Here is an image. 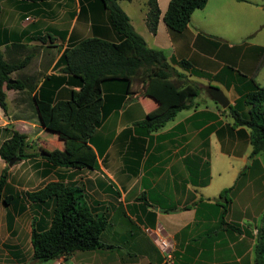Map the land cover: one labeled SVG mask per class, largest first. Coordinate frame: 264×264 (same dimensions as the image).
I'll return each instance as SVG.
<instances>
[{"label": "crops", "instance_id": "obj_1", "mask_svg": "<svg viewBox=\"0 0 264 264\" xmlns=\"http://www.w3.org/2000/svg\"><path fill=\"white\" fill-rule=\"evenodd\" d=\"M117 1L148 46L162 49L178 71L201 86L199 95L191 107L147 132L137 123L160 105L159 96L145 82H133L127 92L123 81H107L102 84L101 122L88 141L97 165H54L42 153L69 147L42 125L35 95L69 98L72 89H79L75 83L47 81L48 76L69 78L62 72L64 51L86 38L118 41L121 35L102 0H2L0 49L7 60L28 59L11 77L36 76L37 81L34 86L29 80L23 89L5 88L7 105L0 106V145L17 129L27 135V151L36 154L13 165L0 156V175L8 169V192L20 195L14 204L0 203V264H6L7 250L18 260L22 250H30L29 257L14 264L32 258L33 217L45 215L43 209L49 214L52 205L40 208L26 192L50 181L81 188L93 213L108 220L104 247L63 255L55 264H163L147 227L172 238L173 264H255L251 230L233 222L232 202L224 214L225 201L217 198L240 181L247 190L256 187L252 182L259 177L264 181L263 155L251 156L250 129L233 126L228 110L211 98L207 87L222 89L234 104L252 87V78L257 82L264 65V0H208L182 31L164 21L170 0H157L156 32L147 23L149 0ZM183 59L190 70L177 64ZM252 193L257 205L245 206L242 222L259 211L261 197ZM8 235H13L11 243Z\"/></svg>", "mask_w": 264, "mask_h": 264}, {"label": "trees", "instance_id": "obj_2", "mask_svg": "<svg viewBox=\"0 0 264 264\" xmlns=\"http://www.w3.org/2000/svg\"><path fill=\"white\" fill-rule=\"evenodd\" d=\"M102 1L107 5L112 25L121 38L118 41H110L90 37L70 46L64 51L62 68V72L69 78L48 76L47 81L58 78L59 84L75 83L79 89H72L69 98L58 100L35 95L42 125L61 135L69 147V150L55 148L46 151L45 157L54 165L92 168L97 165L88 141L101 122L103 83L120 80L126 84L127 92H130L133 82H145L147 90L159 96L160 105L137 123L147 132L161 128L179 111L191 107L201 90L197 82L190 80L185 73L174 67L162 49L148 46L143 36L134 29L129 16L117 0ZM207 1L170 0L163 16L164 21L170 28L182 31L188 26L193 11L202 8ZM1 2L2 0L0 16ZM160 14L157 0H149L147 23L152 32L157 30ZM27 62L28 59L7 60L0 49L2 108L5 109L7 105L5 88L23 89L29 86L28 81L31 79L36 86V76L11 77L12 72L21 70ZM177 64L186 70L191 68L189 61L185 59L177 61ZM192 72L199 74L194 70ZM225 110H228L232 117L233 126H246L250 129L251 156L264 153V84L253 81V86ZM11 130V136L0 145L1 158L7 163L14 159L16 163L36 155L27 151V135L17 129ZM7 170L4 169L0 175V203L14 204L20 195L8 192ZM234 188V184L226 187L217 198V201H225L222 204L224 214L232 202L231 194ZM26 197L40 208L52 205L49 214L43 209L45 215L33 217L32 220V259L36 260L37 264L78 250H95L105 246L102 236L108 220L103 215L93 213L81 188L61 181H50L40 189L26 192ZM229 226L238 229L236 224ZM255 264H264V215L255 244Z\"/></svg>", "mask_w": 264, "mask_h": 264}, {"label": "rangeland", "instance_id": "obj_3", "mask_svg": "<svg viewBox=\"0 0 264 264\" xmlns=\"http://www.w3.org/2000/svg\"><path fill=\"white\" fill-rule=\"evenodd\" d=\"M263 77H264V65L262 66V69L260 70V72L256 76V81H257L256 83L262 81ZM190 78L192 79L191 76H190ZM251 81H250V87H251V85L253 86V81H254L253 78ZM262 155H263V161H264V153H262ZM252 183H254L253 185L256 187L252 188V186H250L248 188V190L244 189L242 187L241 181L238 184H235V188L231 194L232 203L230 204V211L232 213V218L234 220L233 221L234 223L242 226L243 228L251 230L252 234H250V236L252 235L251 237H253V241H254L253 245H254V249H255V244H256L257 235H258V228L262 223V217L264 215V181L259 177L258 181L254 180ZM229 184H231V183H229ZM252 191H254L257 196L261 197L260 198L261 199V205L258 208L259 211L258 212L256 211L257 212L256 216L250 217V219H246L245 222H242L243 219L241 218V215L244 213L242 211L245 209V206L247 204H251L254 207L257 205L253 201L254 196H253ZM3 211H4L3 207L0 206V212L3 213ZM30 211H34L33 206L30 208ZM37 213L43 214L41 209H39V208H37ZM6 234H7V232H6V229L4 227L3 235H6ZM12 239H13V235H8L6 242L11 243ZM29 252H30V250H26V249L22 250V257L20 258V260H24L27 257H29V255H30ZM12 254H14L13 251L7 250L6 264H14L15 261H20V260L16 259L15 257H12ZM24 264H37V261L31 258ZM40 264H55V260L54 259L48 260L45 262H41Z\"/></svg>", "mask_w": 264, "mask_h": 264}, {"label": "built area", "instance_id": "obj_4", "mask_svg": "<svg viewBox=\"0 0 264 264\" xmlns=\"http://www.w3.org/2000/svg\"><path fill=\"white\" fill-rule=\"evenodd\" d=\"M26 21H32V17H26ZM145 231L152 235L155 239L162 256L163 264H173L175 261V247L172 238L168 233L160 230L159 228H145Z\"/></svg>", "mask_w": 264, "mask_h": 264}, {"label": "water", "instance_id": "obj_5", "mask_svg": "<svg viewBox=\"0 0 264 264\" xmlns=\"http://www.w3.org/2000/svg\"><path fill=\"white\" fill-rule=\"evenodd\" d=\"M207 91L210 94L211 98L214 101L218 102L222 107L226 108L228 105H230V100L222 89L215 87L213 85H209L207 87ZM42 154L44 155L45 153ZM14 162L15 160L13 159L9 162V164L13 165Z\"/></svg>", "mask_w": 264, "mask_h": 264}]
</instances>
